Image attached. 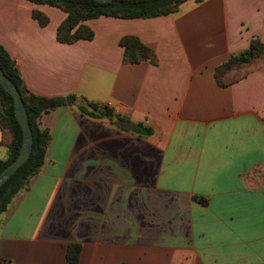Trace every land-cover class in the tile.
Returning <instances> with one entry per match:
<instances>
[{
    "label": "crops",
    "instance_id": "crops-1",
    "mask_svg": "<svg viewBox=\"0 0 264 264\" xmlns=\"http://www.w3.org/2000/svg\"><path fill=\"white\" fill-rule=\"evenodd\" d=\"M65 17L0 0V44L31 93H75L112 114L72 104L39 116L46 159L0 214V264H65L68 243L81 245L78 264H264V59L226 86L214 77L254 37L264 43V0L102 15L83 21L90 40L72 43L56 37ZM124 36L155 62H125ZM120 117L152 132L122 129ZM1 141L0 129L4 158Z\"/></svg>",
    "mask_w": 264,
    "mask_h": 264
},
{
    "label": "trees",
    "instance_id": "trees-1",
    "mask_svg": "<svg viewBox=\"0 0 264 264\" xmlns=\"http://www.w3.org/2000/svg\"><path fill=\"white\" fill-rule=\"evenodd\" d=\"M34 3H45L66 12L65 19L57 27L56 37L60 42L72 43L78 39L90 40L93 31L83 21L102 15L118 18H150L175 12L185 0H112L96 2L93 0H30ZM32 16L40 25H46L48 17L40 11L33 10ZM124 48V61L137 63L142 60L155 62L153 50L140 42L135 36H124L120 39ZM258 58H264V43L254 37L249 47L237 54L230 55L214 69V77L220 86H226L236 78L226 81L224 76L229 70L248 66ZM0 67L5 75L17 87L25 106L33 136L31 152L27 160L0 186V214L3 213L12 198L26 187L30 177L35 175L46 159L47 146L50 141L48 129L40 128L38 118L42 113L52 111L60 106L76 104L81 112L90 115H111L107 106L98 107L97 103L83 96L70 93L64 96H40L31 93L25 86L18 66L0 44ZM118 125L125 130L139 134H149L150 127L141 122L133 123L126 118H119ZM0 129L1 143L6 146V156L0 158V171L12 162L18 154L22 142L21 128L13 111L11 95L0 85ZM200 204L207 200L194 196ZM81 252L79 243H68L65 249V264H78ZM120 264H131L121 262Z\"/></svg>",
    "mask_w": 264,
    "mask_h": 264
},
{
    "label": "water",
    "instance_id": "water-1",
    "mask_svg": "<svg viewBox=\"0 0 264 264\" xmlns=\"http://www.w3.org/2000/svg\"><path fill=\"white\" fill-rule=\"evenodd\" d=\"M96 2H110L112 0H93ZM0 85L11 95L13 100V111L20 125L22 142L15 159L0 171V186L27 160L33 143L32 131L28 115L17 87L5 75L0 67Z\"/></svg>",
    "mask_w": 264,
    "mask_h": 264
},
{
    "label": "rangeland",
    "instance_id": "rangeland-1",
    "mask_svg": "<svg viewBox=\"0 0 264 264\" xmlns=\"http://www.w3.org/2000/svg\"><path fill=\"white\" fill-rule=\"evenodd\" d=\"M258 59H264V58H258ZM240 69H232V70H229V72H227L224 76V80L226 81H229L231 79H233L234 77L238 76L241 72Z\"/></svg>",
    "mask_w": 264,
    "mask_h": 264
},
{
    "label": "built area",
    "instance_id": "built-area-1",
    "mask_svg": "<svg viewBox=\"0 0 264 264\" xmlns=\"http://www.w3.org/2000/svg\"><path fill=\"white\" fill-rule=\"evenodd\" d=\"M101 108H103V106H101Z\"/></svg>",
    "mask_w": 264,
    "mask_h": 264
}]
</instances>
